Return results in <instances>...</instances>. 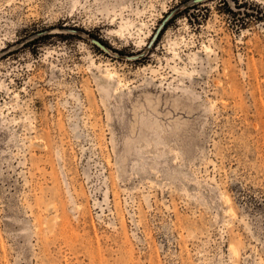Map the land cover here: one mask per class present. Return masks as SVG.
Wrapping results in <instances>:
<instances>
[{"label": "rangeland", "instance_id": "374dc122", "mask_svg": "<svg viewBox=\"0 0 264 264\" xmlns=\"http://www.w3.org/2000/svg\"><path fill=\"white\" fill-rule=\"evenodd\" d=\"M0 264H264V0H0Z\"/></svg>", "mask_w": 264, "mask_h": 264}]
</instances>
